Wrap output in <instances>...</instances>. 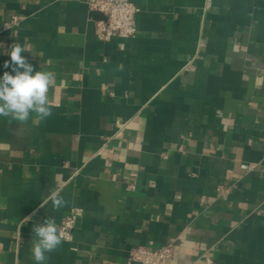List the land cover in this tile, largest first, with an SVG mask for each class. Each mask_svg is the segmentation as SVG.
Here are the masks:
<instances>
[{
    "label": "crops",
    "instance_id": "crops-1",
    "mask_svg": "<svg viewBox=\"0 0 264 264\" xmlns=\"http://www.w3.org/2000/svg\"><path fill=\"white\" fill-rule=\"evenodd\" d=\"M131 1L136 34L101 40L86 0H0V77L15 43L54 74L49 118L0 117V264L72 209L45 264H264V0Z\"/></svg>",
    "mask_w": 264,
    "mask_h": 264
},
{
    "label": "clouds",
    "instance_id": "clouds-1",
    "mask_svg": "<svg viewBox=\"0 0 264 264\" xmlns=\"http://www.w3.org/2000/svg\"><path fill=\"white\" fill-rule=\"evenodd\" d=\"M26 51L29 50L19 43L12 44L8 52L10 61H5L4 67H11L14 74L5 71L0 77V117H10L20 124H26L30 119L44 121L52 115L47 93L54 74L35 70L21 55ZM49 200L57 211L68 203L56 188L44 198L45 203ZM30 219V216L27 217V220ZM63 238L64 234L52 218H45L41 224L34 225L30 249L34 264H45L46 253L56 250Z\"/></svg>",
    "mask_w": 264,
    "mask_h": 264
},
{
    "label": "built area",
    "instance_id": "built-area-1",
    "mask_svg": "<svg viewBox=\"0 0 264 264\" xmlns=\"http://www.w3.org/2000/svg\"><path fill=\"white\" fill-rule=\"evenodd\" d=\"M88 7L98 11L103 18L94 24L95 35L101 40L111 37H133L137 31L136 14L139 8L131 0H86ZM17 23L13 17L4 23L7 28ZM77 210L72 209L59 223L60 231L64 234L63 241L71 240V232L77 216ZM172 245L165 244L157 248L138 247L131 249L129 259L137 264H162L172 255Z\"/></svg>",
    "mask_w": 264,
    "mask_h": 264
},
{
    "label": "water",
    "instance_id": "water-1",
    "mask_svg": "<svg viewBox=\"0 0 264 264\" xmlns=\"http://www.w3.org/2000/svg\"><path fill=\"white\" fill-rule=\"evenodd\" d=\"M77 220V219H76Z\"/></svg>",
    "mask_w": 264,
    "mask_h": 264
}]
</instances>
